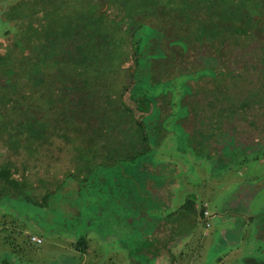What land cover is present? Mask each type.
<instances>
[{"label":"rangeland","instance_id":"1","mask_svg":"<svg viewBox=\"0 0 264 264\" xmlns=\"http://www.w3.org/2000/svg\"><path fill=\"white\" fill-rule=\"evenodd\" d=\"M47 1L0 0V91L11 89L1 60L12 48L15 57L20 56L14 47L15 35L32 26L41 29L38 34L55 31L54 62L75 58L97 62L92 53L95 42L89 40L97 31L92 21L83 19L85 15L80 18L78 10L68 5L74 0H65L62 12L57 0ZM90 1L99 6L104 2ZM132 1L121 0L119 7L108 12L114 24H123L117 27L114 56L105 63L115 92H100L96 99L100 104L105 98L118 103L110 122L104 120L109 104L97 108L88 97L87 104H77L85 94L72 84V76L54 67L56 63L35 72L40 83L48 81L43 96L34 92L36 85L22 84L32 91L27 101L35 108L30 103L24 108L13 103V96L0 100V162L15 161L19 172L14 176L28 181L32 195L48 199L45 206L10 199L0 182V264L3 260L10 264H263L264 84L252 92L249 82L234 85L242 77L254 80V75L243 64L240 51L226 47L225 41L249 32L252 25L264 41V20L257 16V10L264 12V0ZM118 9L131 14L134 21H121ZM66 14L70 23L62 28ZM138 15L145 18L143 25L163 33L160 48L166 55L152 58L154 87L140 86L139 105L128 99V90L121 96L129 106L127 112L117 101L116 90L136 68L127 40L135 23L141 22ZM139 34L145 44L149 32L141 27ZM22 35L23 40L17 38L24 45L15 64L18 77L24 75L23 58L38 43L34 35ZM104 36L97 34L98 41ZM69 41H74L71 50ZM221 52L236 74L218 83L221 91L215 94H225L223 107H218L207 104L212 85L198 74L205 58H219ZM242 68L244 72H239ZM58 77L63 84H58ZM146 94L155 98L160 109L159 131H155L158 145L148 143L140 127L139 107H144ZM35 129L39 134L30 132ZM234 132L240 135L232 149L228 134ZM112 143L121 147L123 143L125 149L111 157ZM123 152L139 156L122 162L124 175L121 164H113L121 159L116 154L123 157ZM188 198L196 206L195 223L175 214ZM205 210L209 218L200 217L199 211L205 216ZM137 211L152 220L142 225L135 220L130 225L127 220ZM166 215L174 216L165 224L159 218Z\"/></svg>","mask_w":264,"mask_h":264},{"label":"trees","instance_id":"2","mask_svg":"<svg viewBox=\"0 0 264 264\" xmlns=\"http://www.w3.org/2000/svg\"><path fill=\"white\" fill-rule=\"evenodd\" d=\"M48 1L45 3H48ZM52 1L53 0H51L49 2L53 3ZM57 1L59 2V3L58 2L57 3L60 5V9L58 12H62L61 8H63L65 3H67V2L64 0V1H62L64 3L61 4L60 0H57ZM120 1L104 0L103 4H101V6L96 5L93 1H90V0H74L68 4L70 7L73 6L78 10L77 15H80V18L83 15H85V17L83 19H86L88 21H92V23H93L92 26H94V28L97 29L96 33L92 34L90 39H89L90 41L95 42V46H94L95 48L93 49L92 53H94L95 58H97V62H94L93 64L87 63V62L83 61L82 59H78V58H75L73 60L54 62L51 59L53 57V51L51 52V49L53 48V46L57 45L55 31L54 32L52 31L53 35L38 34V31L41 29H34L32 26V27H30L32 29L26 30L24 32H19L18 35H15V38L18 36L17 38H19L21 40H23V35H22L23 33H26L29 35H34L38 39V41H37L38 43L34 44L33 52L27 54L23 58V61L21 62L20 67H21V72L24 75H23V77H21V76L18 77L16 75L17 69L15 68V64L19 60V57L22 56V54H23L24 45L20 41H17V38L15 39L16 41L14 40V47L16 48V51H19L18 53L20 54V56L18 58H16L15 54L13 53L15 51V49L12 48V51L9 50V52L7 51V53L5 54L6 55L5 60H1L2 70L7 72L6 76H7V80L9 81V86H11L10 87L11 89H9L10 92L9 91L6 92V90L2 89V91H0V100L3 101L4 98H6V96H13L14 97L13 103L19 102L18 104L21 105L23 108L29 107V103H30L31 107L33 106V108H35V106L31 104L30 100H29V102L27 101L29 96L33 97L32 91L25 88V86L22 84H26V85L27 84H29V85L34 84V85H36L37 89L34 92H37L41 96H43L45 93L44 89L47 88V87H45V84L48 81L44 80L42 83H40L39 80L35 76V72L41 71L45 68L51 69L50 63H56L54 67L58 66L61 71L66 72L68 75L72 76V84H75V87L78 84L80 89H81V92H83L85 94V96L83 97L84 101L80 100V101H78L77 104H80V103H86L87 104L88 101H87L86 97L89 98V101L95 100V107H97V108L103 107V105L106 103L109 104L110 105L109 111L105 112V114H104L105 119L104 120H106V121L108 120V122H110L114 117V111L116 108V106L114 107V105L117 102L112 100L111 98H105L103 100L104 102L102 101L103 103L100 104L98 101L96 102V99L98 98V93H100V92L105 93V94L110 93V90L112 92L113 88L116 85L114 80L109 78L110 73L107 69L108 64H105V63L107 60L109 61V58H112L114 56V50L116 48L115 42H118V39L116 37V36H118L117 27L123 25L121 22L119 24H116V23L114 24V22L111 20V17L108 15V12L112 8H114L115 6L119 7V4L121 5V3H119ZM133 1H132V3H134ZM54 8H56V7H54ZM76 9H73L74 12L77 11ZM127 11H130V10H127ZM257 13H258L257 16L262 15L261 20H264V16H263L264 12L257 10ZM119 16H120L121 21L125 20V22H126L129 20H133L132 19L133 16L131 14L126 16L125 13L120 12V9H118V16L117 17H119ZM55 17L58 18V16H55ZM138 18L140 19L141 22L135 23V25L137 27L135 26V29L133 30L132 34L130 35V38L127 40L128 42H130V44L132 46V54L130 56L131 57L130 59L134 62V64L136 65L135 66L136 68L133 69L134 72L130 71L131 72L130 73V75H131L130 80H128V81L126 80V81H124V83H121L119 85V90H116L117 92L119 91L118 92L119 96H118L117 101L119 102V104L121 103V105H122L121 107L125 111L129 110V106L126 104L125 100H123L121 96H123L124 92L128 90V92H129L128 99L132 100L134 103L139 105V102L137 101L136 97H137V95H143L140 86H142L143 88L147 87L148 88L147 90H149L150 88L152 89L154 87V84L151 82L152 78H151V73H150L152 58L160 59L162 57H165V55H166V53L163 52L162 49L160 48V40L163 36V33L160 32V30L154 28L153 25H150L149 27H147L146 25H143V22H145L144 17H141L138 15ZM63 20L64 21L61 22L62 28H64L66 23H70V21H68V20H70V16L66 14L63 17ZM24 21H25L24 19L21 20V22H24ZM259 21H260V19H259ZM92 26H90V27L93 28ZM141 27H143V29H146L150 34V36H149V38L145 44L139 39V35H140L139 33H140ZM46 29H47V27H46ZM259 32L260 31L257 28H255L254 25H252V28L250 29L249 32H247V31L241 32V33H239L240 34L239 36H235V37H226V41H225V42H227L226 47L230 46V48L240 51V54H241L240 57L243 59V64L245 66H248L252 72V75H254V80H248V79H244L242 77V78H239V80L236 81L234 85L238 86V85H241L243 83L249 82L253 85L251 92L255 88L259 89L260 85L264 84V41L262 42V40H259V38L261 37ZM33 33H36V34H33ZM99 33L102 35L105 34V36L107 35V38L104 40L98 41L97 34H99ZM226 36H229V35H226ZM44 37H47V40L44 39ZM73 43H74V41H69L68 49H70L69 46ZM184 45L187 46V44H185V43H184ZM65 48H67L66 45H65ZM62 49H63V46H62ZM74 52H76V51H74ZM224 52H227V50H225ZM119 53H120V51L118 52V55H119ZM239 60H240V58H239ZM235 62H233V64H235ZM251 62H253V63L256 62L257 65L256 66H254V65L249 66V64H251ZM229 63H230L229 59L224 58V55L222 54V52H221V55L219 58L210 57L209 59L208 58L204 59L205 65L200 69L198 75L202 80L209 81L212 85L213 90H211V92H209L210 97L207 100V104H210L211 106L223 107L222 97L225 94L216 95L215 92L221 91V90H218V83L224 81L227 77H230V76L236 74V73L234 74V72H232L231 69H229V65H230ZM240 67H238V68H240ZM239 72H244V68L239 70ZM24 78L27 79L28 81L26 82L25 80H22ZM60 79L61 78L58 77V84H63V82ZM242 79H244V80H242ZM255 83L258 84L256 87L254 85ZM18 86H19L18 90L20 92L15 93L16 91H13V90H15L16 87H18ZM186 90L188 92V91H190V88H188V89L186 88ZM263 90H264V85L261 88L262 92H263ZM151 91L152 90H150V94H153V93H151ZM114 92H115V90H113V93ZM198 92H200V90H198ZM76 102H77L76 100L71 101V103H73V104H75ZM155 104H156L155 98L152 95L146 94L145 95V103L143 105L144 107H142V106L139 107V109L142 108L141 114H140V118H141L140 127L144 130L143 137L146 138V140H148V143H150L149 141H151L153 144L156 143L158 145V140L156 141L155 131L156 130L159 131L158 127H159L160 123H158L156 121V119L158 117L160 109L158 107H156ZM150 108H151V112L148 113ZM65 110H66V108L64 107L63 111H65ZM225 112H226V110H225ZM218 115L221 118L224 117L221 113H218ZM2 118H3V110L0 111V120ZM161 123L162 124L164 123L163 120L161 121ZM30 132L37 135L38 130L35 129V130L30 131ZM225 133H228V132H225ZM239 135H240L239 132H237V133L234 132V133L228 134L229 143H230V146L232 149H233V147H232L233 143H234L235 139L238 138ZM118 139H120V141L123 142L122 137H120ZM120 144H122V146L124 147L123 143H120ZM123 147L118 146V145L114 146L112 143V146L110 148V151H112V152H111L110 156L113 157L114 153L117 150H119L120 148H121L120 151L124 150L125 148H123ZM249 147H252V145H250ZM126 152H123V157L117 153L116 157L118 156V159L119 158H121V159L116 160L113 163L114 165H118V164L120 165L121 164V167H119V168L122 169L121 174H123V175L126 171L122 167V162L127 163L129 160H134L135 159L134 157H136L134 155L125 154ZM253 152H254V150H253ZM141 154H142V152H141ZM132 157L134 159H130ZM138 157L139 156H137L136 158H138ZM105 163H107V162L105 161ZM138 164H139V162H138ZM90 165H92V164H90ZM123 170H124V173H123ZM18 172H19V168H18L17 163L15 161L7 159L3 162H0V182H2L5 185V188L7 189L8 194H9V198L13 199V200L14 199H18V200L25 199L26 201H28V202L36 205V206L47 205L48 204L47 197L38 199L37 197L32 195L30 192H28V185H29L28 181L25 180L24 177L18 178V177L14 176ZM117 189H118L119 193L121 195H123L122 187L118 186ZM140 189H141V186H139V191H140ZM83 192L88 196L85 189ZM141 193H142V191H141ZM78 194H80V193H78ZM91 201H93V200L91 199ZM133 211H135V210H133ZM196 211L197 210H196L195 203L193 202L192 199L188 198L185 200L184 204H182V206H180L178 208V210L176 211L175 214L177 216L184 217V219L186 218V220H188V222H190V223H195L196 220H195L193 215H194V213H196ZM137 212H138V214L134 215L133 218H128L127 222L130 225H132L135 220H138L141 225L143 223L148 222L150 219L152 220V217H150V219L143 218L140 216V214H139L140 212L139 211H137ZM199 213L201 215L200 217H205L204 215L202 216V212L199 211ZM174 215H169V216L166 215V216L159 218V219L161 222L166 224V223H168L167 222L168 219L170 217H173ZM209 217H207V218H209ZM142 220H143V222H142ZM151 225L154 226V224H151ZM152 230H153V228H152ZM142 237H144L143 234H142L141 238ZM134 239H136V238L134 237ZM139 243H140V240H139ZM80 247L82 250H85L84 244H82ZM261 262H263V264H264V261H261ZM2 264H10V263L6 260H3Z\"/></svg>","mask_w":264,"mask_h":264},{"label":"built area","instance_id":"3","mask_svg":"<svg viewBox=\"0 0 264 264\" xmlns=\"http://www.w3.org/2000/svg\"><path fill=\"white\" fill-rule=\"evenodd\" d=\"M204 213H205V217H206V218L210 216V213H209L208 211L205 210ZM32 238H33V237H32Z\"/></svg>","mask_w":264,"mask_h":264}]
</instances>
